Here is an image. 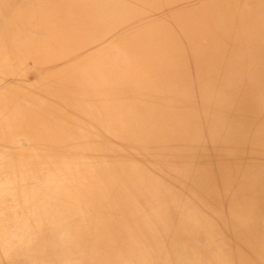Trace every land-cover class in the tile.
Instances as JSON below:
<instances>
[{
	"label": "bare ground",
	"instance_id": "6f19581e",
	"mask_svg": "<svg viewBox=\"0 0 264 264\" xmlns=\"http://www.w3.org/2000/svg\"><path fill=\"white\" fill-rule=\"evenodd\" d=\"M0 264H264V0H0Z\"/></svg>",
	"mask_w": 264,
	"mask_h": 264
},
{
	"label": "rangeland",
	"instance_id": "374dc122",
	"mask_svg": "<svg viewBox=\"0 0 264 264\" xmlns=\"http://www.w3.org/2000/svg\"><path fill=\"white\" fill-rule=\"evenodd\" d=\"M61 21V20H60ZM62 23H67V22H65V21H61ZM68 27H70V26H68ZM232 89H234V86L232 87ZM238 98H239V102L240 103H242V100H243V98H244V101H245V96L243 95V98L241 97V96H237ZM242 98V99H241ZM244 115H245V117L246 118H248L249 117V115L248 114H245L244 113ZM244 152V151H243ZM210 165H211V163H210ZM217 167V165L215 164V166H214V164H213V170L214 171H219V169H218V167ZM223 230V229H222ZM223 232H224V236H225V239L228 241V242H230V244L231 245H235V244H237V239L236 238H234V235H233V232H232V230L229 228V229H227L225 226H224V230H223ZM232 238V239H231ZM232 240V241H231Z\"/></svg>",
	"mask_w": 264,
	"mask_h": 264
}]
</instances>
